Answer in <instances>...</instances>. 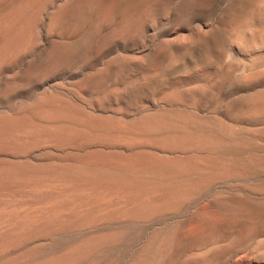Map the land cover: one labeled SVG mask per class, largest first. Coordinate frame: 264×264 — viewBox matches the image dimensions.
I'll use <instances>...</instances> for the list:
<instances>
[{
  "label": "bare ground",
  "instance_id": "bare-ground-1",
  "mask_svg": "<svg viewBox=\"0 0 264 264\" xmlns=\"http://www.w3.org/2000/svg\"><path fill=\"white\" fill-rule=\"evenodd\" d=\"M215 1L0 0V264H264V68L230 54L264 11L168 38Z\"/></svg>",
  "mask_w": 264,
  "mask_h": 264
},
{
  "label": "rangeland",
  "instance_id": "rangeland-1",
  "mask_svg": "<svg viewBox=\"0 0 264 264\" xmlns=\"http://www.w3.org/2000/svg\"><path fill=\"white\" fill-rule=\"evenodd\" d=\"M220 1V2H219ZM224 0H218V2L217 1H215L214 3H213V7H212V10H211V12L210 13H208V17L207 18H204V19H201V20H199V21H195V22H193L192 24H189L187 27H185L183 30H181V31H179L178 30V28L176 29V28H173V29H171L170 30V32H169V34H168V38H171L170 40H172V41H175V42H177V43H188V42H190L193 38H195V37H197L198 35V32H201V31H203V30H205V24H207V26H209V27H212V28H214L215 26H217V20L216 19H219V15L221 16L222 15V12H224L225 10H228L229 8H231L232 6H234V0H225V2H223ZM250 1V3L249 4H251V6H252V8H250V6L248 7V8H250V14H254L253 16H255V18L251 15V18H250V24H251V27H256V25L259 23V24H261V21L262 20H260L261 19V14H259V13H261L262 11H264V9H262V8H264V0H253L254 1V3L256 4V6H255V4H253V3H251V0H249ZM252 1V2H253ZM257 2V3H256ZM216 3V4H215ZM223 4V5H222ZM254 5V7H253V5ZM214 5H216V6H214ZM222 5V6H221ZM228 8H226L225 6ZM230 6V7H229ZM221 7L224 9H221ZM219 8H220V10H219ZM247 8V9H248ZM255 9V11H254V9ZM256 8H257V10H256ZM215 9V10H214ZM244 10V11H242V13H239V17H246V16H250V14L248 15L247 13H249V9L248 10ZM253 10V11H252ZM258 10H261V12L260 11H258ZM222 11V12H221ZM247 13H246V12ZM219 12H220V14H219ZM252 12H254V13H252ZM257 12V13H256ZM256 13V14H255ZM244 14V15H243ZM210 15V16H209ZM212 15V16H211ZM217 15H218V17H217ZM258 16V17H257ZM217 17V18H216ZM215 18V19H214ZM213 20H215V21H213ZM258 22V23H257ZM215 24V25H214ZM254 24H255V26H254ZM202 25V26H201ZM211 25V26H210ZM253 25V26H252ZM262 25V24H261ZM260 25V26H261ZM243 27H244V25H243ZM257 28H259V27H257ZM255 29V28H254ZM175 30H177V31H175ZM189 30V31H188ZM182 40V41H181ZM260 41L259 42H261V43H257L256 42V44L257 45H255L254 47L256 48H254V49H252V47L250 48V49H247V52H246V54L244 53L245 51L243 50V52H241V50H239V51H237L236 49H234V50H231L230 52H233L234 54H232V53H230L231 55H234L235 57H237V61H239L240 60V62L242 61L243 63L245 62V61H248V60H256V61H258V62H260V67H262V68H264L263 66H264V60H263V58H264V42L262 41L263 40V38L261 37L260 39H259ZM263 43V44H262ZM261 44V45H260ZM263 45V46H262ZM260 48H259V47ZM262 50V51H260V50ZM251 50V52H253V55H252V53L251 52H249ZM254 50V51H253ZM257 50V51H256ZM228 53V54H229ZM241 53V54H240ZM247 56V58H245L246 56ZM250 54H251V58H249L250 57ZM239 55V56H238ZM243 55V56H242ZM257 55V56H256ZM259 55V56H258ZM252 56H256V57H252ZM241 59H240V58ZM257 57L259 58V60H257ZM242 58H243V60H242ZM256 58V59H255ZM239 59V60H238ZM261 59V60H260ZM213 67H215V68H213ZM210 68V69H209ZM214 69H215V71H214ZM217 69V66L216 65H211V67H206V68H204V69H199V70H197L196 71V73H195V75H194V77L192 78V80H190V81H193V82H195V80L197 81L198 80V82H201L202 84H205L206 82H213V80H214V77H215V75H217L216 74V72H218V70H216ZM208 70V71H207ZM213 73V74H212ZM200 74V75H199ZM205 74H207V75H205ZM200 77V78H199ZM206 78V79H205ZM212 80V81H211Z\"/></svg>",
  "mask_w": 264,
  "mask_h": 264
}]
</instances>
